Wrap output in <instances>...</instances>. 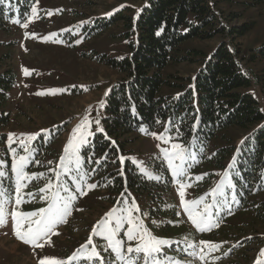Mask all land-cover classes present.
<instances>
[{"label":"rangeland","instance_id":"374dc122","mask_svg":"<svg viewBox=\"0 0 264 264\" xmlns=\"http://www.w3.org/2000/svg\"><path fill=\"white\" fill-rule=\"evenodd\" d=\"M23 1L17 0L20 4ZM144 5L143 0H34L25 20L20 18L19 13L13 18L22 24L27 23V28L12 22L8 28L0 30V73L13 70L16 74L12 87L7 91L6 101L0 107V118L8 116L7 122L0 121V160L5 162L3 168L8 172L0 191H6L12 197L6 204L7 223L0 226V264H39L44 256L67 260L81 245L86 244L90 236L92 244L88 245L89 250L93 245L97 246L101 256L110 264L114 254L110 249L103 250L106 242L93 234V227L98 228V221L106 219V214L114 208L132 209L133 220L142 222L148 233L168 239L169 245L164 246V251L176 261L186 264H264V221L256 218L248 208L233 210L237 209V199H233V194H224L223 197L217 194L215 202L210 195L223 180L231 161L229 156L223 161L217 160L221 166L217 165L214 154L223 147L240 146L251 129L232 127L211 141L208 147H201L196 154L178 140V132L173 135L167 131L169 125L150 133L143 130L138 133L139 137H133L134 142L128 150L137 171L145 177L146 192L127 189L122 194L110 193L106 188L98 187L93 173L96 170L101 172L103 167L99 165L100 160L96 161L89 153L87 163L91 168L89 172L84 170L88 173L84 179L95 184V188H87L84 183L78 187L72 180L75 173H63L58 167L60 158L66 155L64 149L70 139L75 143L84 134L90 141L98 131L99 124L95 121L103 113L105 95L122 77L108 61L129 56V43L135 38L129 35L124 21H118L99 34L93 26L119 11L135 19ZM218 8L225 16L236 14L233 24L255 22L253 30L237 39L246 56L264 43V4L246 7L234 1L222 3ZM224 40L229 41L217 35L211 39L186 41L175 54L177 61L165 69L169 86L164 88L163 94L177 97L182 93L179 86H187L202 65L204 55L197 52L211 54ZM244 64L253 79V85L247 91L259 100L264 110V58L258 56ZM25 68L29 70L28 75H25ZM9 133L17 134L13 137L12 147L17 149L18 155H26L19 140H24L31 150L30 163L25 171L30 176L32 173L44 174L39 179L33 177L25 182L27 186L22 192L26 202L18 206L14 202L15 175L11 171L13 153L8 147ZM36 133L39 135L29 140V136ZM195 143L191 145L195 146ZM173 144H179L186 156L196 157L186 161L188 173L183 189L184 200L201 201L190 205L196 211H202L205 202L215 203L212 213L218 227L199 232L184 212L179 196L181 185L175 182L164 156V149L177 151L172 148ZM83 147L80 148L82 162ZM173 163L179 161L174 160ZM50 169L62 173L59 180ZM49 180L69 188L76 193V198L72 201L71 214L56 226L49 237L40 241L43 247H35L17 238L10 213L13 210L30 212L47 207L50 201L41 198L46 194L39 189ZM199 186L202 188L197 193ZM29 192L31 197L26 195ZM61 195L67 193L62 192ZM258 197L264 200L263 194ZM24 226L27 227L26 222ZM127 228L125 224L118 238L134 246L139 241H127ZM185 238L188 243L210 241L218 244L219 248L200 261L183 251ZM202 247L207 251V245ZM67 264L76 262L69 261Z\"/></svg>","mask_w":264,"mask_h":264},{"label":"trees","instance_id":"16d2710c","mask_svg":"<svg viewBox=\"0 0 264 264\" xmlns=\"http://www.w3.org/2000/svg\"><path fill=\"white\" fill-rule=\"evenodd\" d=\"M143 1L145 5L137 18L119 11L93 26L99 34L124 21L129 35L135 38L129 43V56L108 61L122 77L105 95L103 113L98 118L99 128L104 131H96L83 147V170L90 171L89 153L103 167L101 172L93 173L98 187L121 194L127 189L144 191L145 177L137 171L128 150L133 137H139L143 130L150 133L169 125L167 131L173 135L178 132V140L196 154L232 127L251 129L240 146L220 148L214 159L223 161L231 157L227 172L233 187H227L225 182L223 189L225 195L233 194L237 199V209L233 210L248 208L264 221V200L258 197L264 195V110L259 100L247 91L253 79L244 64L258 56L264 58V43L246 56L237 39L253 30L255 22L233 24L236 14L225 16L218 8L222 3L234 1L246 7H258L264 0ZM33 2L0 3V30L9 27L16 13L25 20ZM217 35L229 41L224 40L211 54L197 52L204 58L195 77L187 86H179L182 93L177 97L164 95V88L169 86L165 69L177 61L175 54L181 46L190 39H211ZM15 77L13 70L0 73V107ZM0 121L7 122L8 116ZM193 142L195 146L191 145ZM219 161L216 163L221 166ZM201 188H196V192Z\"/></svg>","mask_w":264,"mask_h":264},{"label":"snow or ice","instance_id":"6c2138e0","mask_svg":"<svg viewBox=\"0 0 264 264\" xmlns=\"http://www.w3.org/2000/svg\"><path fill=\"white\" fill-rule=\"evenodd\" d=\"M3 2L4 0H0V3ZM32 11L35 13L36 9L33 8ZM12 22L21 24V26L25 28L28 26L27 23L22 24L18 19H13ZM52 35L55 34L53 33ZM24 72L25 75L29 74V70L26 68ZM52 91L55 92L57 90ZM86 121L87 117H85V122ZM95 123L99 124V120L97 119ZM77 128H80V125H77ZM98 131L103 132L104 130L103 128H99ZM16 135L15 133L8 134V147L9 151L13 153L11 171L15 175L14 202L15 205L18 206L26 202L24 199L25 194L22 192L23 188L27 186L25 182L30 181L33 177L39 179L44 174L32 173L30 176L29 173L25 171L26 166L30 163L31 150L25 145L24 140H19V145L23 148L26 155H18L17 149L12 147L14 143L13 137ZM38 135L39 133L30 135L29 140L35 139ZM88 135H92V133H88ZM243 142L244 141H241V143ZM88 143L89 140L84 134H81L75 143L70 139L68 145H66L64 149L66 155L60 158L61 162L58 167L62 168L63 173H75L72 175V180L78 187L84 183L87 184V188L91 189L95 188L96 185L87 183L84 179L88 173L83 170L82 158L80 156V148ZM172 148L177 151L170 152L169 149H164V156L167 159L168 166L172 171L175 182L181 185L179 196L184 212L188 215V219L199 232L209 231L213 227H218L219 225L212 213V208L215 206V203L204 204L202 211H196L194 208L190 207V205L198 204L201 201L184 200L185 192L183 189L185 187V177L188 173V167L185 166L186 161L188 159L194 160L196 157L194 155L191 157L186 156L185 150H183L179 144H173ZM123 159L124 158L121 157L122 161ZM174 160H178L179 163L174 164ZM233 160H235V157ZM4 163L3 160H0V187L3 186V178L8 176V172L3 168ZM36 163L39 162L37 161ZM50 171L55 172L57 180L60 179L61 172L54 169H50ZM141 171H144V169H141ZM156 178L159 179V177ZM225 182L227 187H233L232 177L227 171L221 183H218L210 194L214 202L216 201L217 194L223 197ZM39 191L46 194L41 197L42 199L50 201L47 207H42L30 212L13 210L10 213L14 221V230L17 238L22 240L25 244H32L35 247H43L40 241L49 237L56 226L64 222L65 217L71 214L70 208L72 207V201L76 198L75 192H72L69 188L64 187L60 183L53 184L51 180H49L43 188L39 189ZM62 192L67 193V195H61ZM26 195L31 197L32 193L29 192ZM11 198L12 197L7 194L6 191H0V226H4L7 223L8 214L6 212V204L8 199ZM233 199H235V197H233ZM224 203H226V201ZM106 217V219L98 221V228L95 226L93 227V234L106 242L103 249L104 251L110 249L111 253L114 254V259L110 261V264H186V262L176 261L173 257L167 255L164 251V246L169 245V240L166 238H158L148 233L142 222L133 220L132 209L124 208L117 210L114 208L110 213L106 214ZM25 222L27 223V227L24 226ZM153 223L156 222L153 221ZM125 224L128 225L127 231L125 232L127 241H139L135 243L134 246L132 244H126L125 240L118 238L119 232L125 227ZM91 244L92 236L89 237L86 244L81 245L80 249H77L76 252L67 257V260L52 256H44L39 260V264H67L69 261H74L76 264H109V262H106L101 256L100 251L97 250V246L93 245L89 250L88 245ZM185 244L186 247L183 251L191 257H198L200 261H204L209 252L219 248L218 244L204 240L198 243H188L187 238H185ZM204 245H207V251L202 247ZM262 252H264V250H262ZM214 259H219V257H214Z\"/></svg>","mask_w":264,"mask_h":264}]
</instances>
